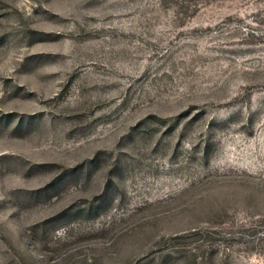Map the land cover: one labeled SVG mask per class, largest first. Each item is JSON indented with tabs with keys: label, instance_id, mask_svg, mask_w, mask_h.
Segmentation results:
<instances>
[{
	"label": "rangeland",
	"instance_id": "obj_1",
	"mask_svg": "<svg viewBox=\"0 0 264 264\" xmlns=\"http://www.w3.org/2000/svg\"><path fill=\"white\" fill-rule=\"evenodd\" d=\"M0 264H264V0H0Z\"/></svg>",
	"mask_w": 264,
	"mask_h": 264
}]
</instances>
